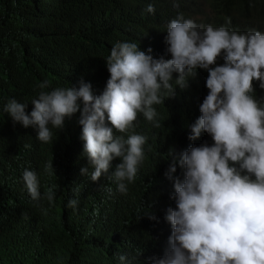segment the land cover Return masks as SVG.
<instances>
[{"label": "trees", "instance_id": "16d2710c", "mask_svg": "<svg viewBox=\"0 0 264 264\" xmlns=\"http://www.w3.org/2000/svg\"><path fill=\"white\" fill-rule=\"evenodd\" d=\"M181 13L197 25L264 33V0H0V264H120L119 255L127 256V264H146L163 256L172 234L165 217L175 208L173 182L165 175L168 154L213 144L204 132L188 139L208 94L206 70L187 77L185 89L172 74L175 95L153 106L159 127L138 113L126 133L114 130L125 139L146 137L144 159L135 180L125 181L126 193L109 179L119 158L91 181L80 112L66 117L62 129L50 126L52 140L44 143L33 127L14 124L4 107L15 99L27 104L30 115L44 81L49 86L43 91L78 88L83 81L102 94L110 78L106 60L117 42H135L155 59H171L167 26ZM223 63L222 54L217 64ZM254 89V97L264 100L258 82ZM49 163L53 168L45 171ZM84 168L89 173L82 175ZM25 169L37 173L42 195L55 186L51 204L32 201ZM183 171L177 166L173 177L182 180ZM73 199L77 206L68 207Z\"/></svg>", "mask_w": 264, "mask_h": 264}, {"label": "clouds", "instance_id": "9594fccd", "mask_svg": "<svg viewBox=\"0 0 264 264\" xmlns=\"http://www.w3.org/2000/svg\"><path fill=\"white\" fill-rule=\"evenodd\" d=\"M146 12L154 13L153 5ZM166 43L167 60L153 58L135 42H117L106 60L110 78L100 95L83 81L78 88L43 91L49 86L44 81L30 115L27 104L15 99L4 112L14 124L33 127L44 143L52 140L50 126L62 129L66 117L80 112L91 181L107 174L119 158L109 179L114 177L118 191L126 193L125 181L135 180L144 159L146 137L132 134L125 139L114 130L126 133L138 113L159 127L153 106L164 103L165 95H175L172 74L178 73L175 84L185 89L187 77L206 70L208 94L188 139L195 141L204 132L213 144L190 146L179 154L170 150L165 175L173 182L175 208L167 209L165 219L172 234L163 256L146 264H264V100L253 95L254 82L264 90V33L197 25L181 13L168 24ZM222 54L224 63L218 65ZM177 166L184 170L182 180L173 177ZM51 168L52 163L45 165V171ZM88 173V168L81 169L82 175ZM22 179L32 201H54L55 186L42 195L35 171L25 169ZM77 204L73 199L68 207ZM118 259L127 264L126 255Z\"/></svg>", "mask_w": 264, "mask_h": 264}, {"label": "rangeland", "instance_id": "374dc122", "mask_svg": "<svg viewBox=\"0 0 264 264\" xmlns=\"http://www.w3.org/2000/svg\"><path fill=\"white\" fill-rule=\"evenodd\" d=\"M206 13V12H205Z\"/></svg>", "mask_w": 264, "mask_h": 264}]
</instances>
